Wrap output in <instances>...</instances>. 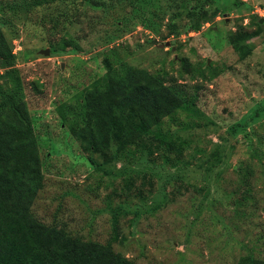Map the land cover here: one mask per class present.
<instances>
[{"label": "rangeland", "instance_id": "1", "mask_svg": "<svg viewBox=\"0 0 264 264\" xmlns=\"http://www.w3.org/2000/svg\"><path fill=\"white\" fill-rule=\"evenodd\" d=\"M0 10L16 56L0 87L21 77L43 165L36 219L136 264H264V0ZM120 62L167 72L189 101L148 130L115 108L102 121L109 151L85 150L74 134L86 90Z\"/></svg>", "mask_w": 264, "mask_h": 264}, {"label": "trees", "instance_id": "2", "mask_svg": "<svg viewBox=\"0 0 264 264\" xmlns=\"http://www.w3.org/2000/svg\"><path fill=\"white\" fill-rule=\"evenodd\" d=\"M56 1L35 0V4ZM4 24L0 21V67L16 58ZM173 82L167 72L150 74L126 62L109 65L103 78L86 90V121L74 137L85 150L106 154L111 133L102 121L115 108L121 112L119 122L139 120L138 129L147 130L158 126L189 101L185 90ZM8 83L0 87V264H136L116 253L112 243L74 237L33 216L32 207L44 184L43 165L21 77L16 75ZM114 130L128 133L121 126ZM121 145L128 152V146ZM150 169L157 175L154 167Z\"/></svg>", "mask_w": 264, "mask_h": 264}, {"label": "water", "instance_id": "3", "mask_svg": "<svg viewBox=\"0 0 264 264\" xmlns=\"http://www.w3.org/2000/svg\"><path fill=\"white\" fill-rule=\"evenodd\" d=\"M46 54H49V52H48V51H46Z\"/></svg>", "mask_w": 264, "mask_h": 264}]
</instances>
